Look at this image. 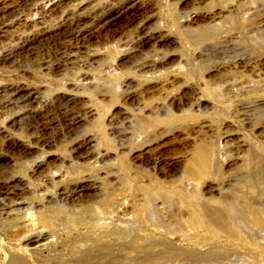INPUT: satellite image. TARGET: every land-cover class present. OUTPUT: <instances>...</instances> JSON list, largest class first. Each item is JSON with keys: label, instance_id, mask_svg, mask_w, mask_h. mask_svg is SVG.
<instances>
[{"label": "rangeland", "instance_id": "obj_1", "mask_svg": "<svg viewBox=\"0 0 264 264\" xmlns=\"http://www.w3.org/2000/svg\"><path fill=\"white\" fill-rule=\"evenodd\" d=\"M47 1L0 4V185L13 192L7 203L21 198L29 204L43 203L44 197L55 193L54 180L70 182L78 176L90 179L89 183L101 182V188L88 189L69 204L79 211L101 197L104 187H112L116 194L127 189L118 185L122 158L141 167L137 173L132 170L141 180L151 174L150 183L157 192L179 200L175 189L181 169L197 145L214 143L225 153L218 158L215 176L185 184L187 196L197 188L207 191V185L235 186L244 155L249 151L264 155V144L254 146V142L264 143V103L255 101L264 99V0ZM127 2L137 3L134 16L95 27L106 10ZM43 5L48 7L45 12ZM72 20L89 27L91 36L78 44L69 40ZM145 33L163 41L136 50V38ZM24 44L26 49L21 48ZM5 53L10 58L2 62ZM142 64L150 67L141 71ZM16 87L22 89L17 94ZM216 91L223 98L211 107ZM246 102L258 107L244 114L241 104ZM168 116L194 119L136 133L144 121ZM100 128L111 146L104 145ZM247 134L256 136L254 142ZM88 138L93 141L86 144ZM11 142L20 143L26 151L10 146ZM148 145L157 148L143 163L133 162L135 151ZM34 161L42 165L31 175ZM153 163L160 170L150 171ZM76 167L81 171L77 176L73 174ZM262 224L264 229V220ZM21 229L6 232L3 239L15 248L34 247L25 246L27 230ZM263 229L259 237H264ZM40 232L48 233L41 226L32 233ZM64 241L49 238L46 243ZM24 258L29 259L27 253ZM248 260L264 264L258 257ZM0 264H4L1 257Z\"/></svg>", "mask_w": 264, "mask_h": 264}, {"label": "bare ground", "instance_id": "obj_2", "mask_svg": "<svg viewBox=\"0 0 264 264\" xmlns=\"http://www.w3.org/2000/svg\"><path fill=\"white\" fill-rule=\"evenodd\" d=\"M2 1L4 0H0V4ZM52 1L55 4L58 0H48L47 2L51 3ZM136 4L124 3L115 8L117 11L109 9L110 7L109 10L104 9L106 11L103 10L104 13L101 14L102 18L99 22L97 24L94 22L95 27L98 29L99 25L111 24L121 16H134ZM45 6L41 8L44 12L48 8ZM68 29L66 37L77 44L92 34L89 27L82 26L78 21L77 23L73 22V25ZM136 39V50L163 41L159 36L148 33ZM26 47L27 45L24 44L21 48L26 49ZM5 54L7 55L3 56L2 62L10 58L8 53ZM144 65L140 66L141 71L150 67ZM150 65L153 66V63ZM20 90L22 89L16 87L13 91L17 94ZM13 91L11 92L13 93ZM221 98L223 95L219 96L216 91L210 100L211 107H214V104L217 105ZM255 101L260 103L259 105L264 103L263 98H257ZM0 102L2 103V101ZM226 102H230V100L228 99ZM257 107L250 102L241 104L244 114ZM222 109L225 108L222 107ZM63 115L66 116L65 113ZM70 116L72 115L70 114ZM64 117L62 116L61 119ZM185 119L192 120L194 117L168 116V119H157L156 122L147 120L141 123L147 128L138 126L136 133L139 135L144 132L151 133L159 125L167 127ZM48 120L47 118L46 121ZM44 123L46 122L44 121ZM261 128L264 129V126ZM98 134L101 135L100 138L104 141L101 142L105 143L104 145L111 146L109 136L103 128H100ZM247 135L254 142L256 136ZM150 137H147L148 140ZM92 141L89 139L86 144ZM10 144L26 151L24 146L19 145L20 143L12 144L11 142ZM263 144L260 141L254 142V146L260 148ZM149 146L135 151L137 155L132 158L133 162L143 163L145 158L149 157L147 155L154 149ZM224 153L222 147L214 143H202L194 148L190 158L182 166L180 183L175 189L176 193L180 195L179 200L157 192L150 183L152 182L151 174H147L146 181L141 180L136 174L137 169L141 167L130 164L124 158L121 159L118 169L120 171L118 185L123 188L127 186V189L116 194L112 187H109L111 189L104 187V194L101 197L90 201L91 205L80 207L79 211L69 207L70 203L77 200L76 195L81 194L82 196L84 191L99 189L102 186L101 182L96 180L89 183L90 179L78 177L77 175L81 172L79 167H76L73 173L77 177L70 182L65 181L66 179L52 181L55 188L54 195L43 196V203H47V206L34 201L29 204L22 198L18 199L19 201L11 202V204L7 203L13 194L10 191L12 188L0 185L1 261L4 264H30L29 262L47 261L54 264H257L256 261H249L250 257H258L264 261V237H259L264 220V163L262 162L264 155L259 156L254 151H249L244 155L242 164L237 166L239 173L234 178L235 186L227 184L228 187L223 189L220 185H217L216 188L207 185V191H198L197 188V191H193L189 196L183 190L185 184L191 185L193 182H199L201 177L215 176L219 165L218 158ZM34 162L30 166L31 175L37 173V169L42 165L41 162ZM148 165L147 163L146 166ZM149 169L150 171L160 170L158 163H153ZM117 173L119 174V172ZM214 190L218 191L217 196L212 195ZM206 194L211 196L206 197ZM157 203L161 206H158ZM34 213H36L35 217ZM128 214L129 216L125 217ZM39 226L47 229L48 233H32L33 229ZM21 228L27 230L24 236L25 246L34 245V247L19 249L5 242L3 236L6 232L14 230L12 232L18 233L22 230ZM49 238L51 240L63 238L65 241L48 244L46 241ZM260 239L262 240L257 241ZM25 253L29 256L28 260L24 258ZM56 254H68L70 257L59 260L54 257Z\"/></svg>", "mask_w": 264, "mask_h": 264}]
</instances>
